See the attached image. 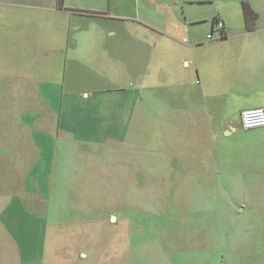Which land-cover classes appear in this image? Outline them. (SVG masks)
<instances>
[{"label":"crops","instance_id":"obj_1","mask_svg":"<svg viewBox=\"0 0 264 264\" xmlns=\"http://www.w3.org/2000/svg\"><path fill=\"white\" fill-rule=\"evenodd\" d=\"M22 4L45 11L56 26H45L43 37L31 30L13 45L12 62L26 64L27 84L16 83L11 93L28 92L32 98L14 108L28 121L7 114L3 105L0 109V264H100L92 229L52 233L43 228L52 216L66 223L97 222L79 212L78 195H61L53 184L55 169L61 157L82 155L83 141L123 137L137 113L140 124L145 122L150 94L162 112L160 126L173 128L174 144L182 149L178 157L204 152V158H219L206 171L213 180L234 167L263 166L264 126L257 132L242 129L239 115L246 108H264V0H241L243 16L253 26H226L216 18L221 30L185 26L186 15L172 0ZM115 21L139 26H106ZM133 28L138 37L133 38ZM7 88L0 86V96ZM200 129L206 134L202 142L195 137ZM228 145L232 153L225 155ZM242 147L246 161L239 159ZM245 184L244 190L264 191V176ZM62 206L64 212L58 210ZM109 219L112 229L118 220L114 214ZM236 223L254 234L249 219ZM194 242L195 249L209 245L201 237ZM216 245V253L191 264H264V247L254 241L239 252L228 251L221 238ZM108 246V264L130 261V241L126 244L121 229L109 233Z\"/></svg>","mask_w":264,"mask_h":264},{"label":"rangeland","instance_id":"obj_2","mask_svg":"<svg viewBox=\"0 0 264 264\" xmlns=\"http://www.w3.org/2000/svg\"><path fill=\"white\" fill-rule=\"evenodd\" d=\"M172 1L186 15L185 26H213L214 18L226 26H253V20L246 21L243 16L241 0ZM45 26H56L45 11L27 8L22 0H0V86L8 87L0 96V109L3 105V111L21 121H28V116L14 108L32 96L28 92L11 93L16 83L22 87L27 84L26 64L12 62L13 45L25 39L31 30L43 37L47 33ZM106 26L139 25L135 21H115ZM136 34L133 28V38L138 37ZM149 97L152 101L148 106L152 109L147 111L145 122L140 124L137 113V120L133 118L123 137L108 136L105 142L85 140L81 143L83 153L77 159L68 156L58 160L54 186L63 196L78 195L79 212L82 210L84 217L88 213L93 215L97 222L92 226L82 221L66 223L63 217L52 216L44 222V230L60 233L92 229L98 234L100 264L109 263V233L119 229L126 234V244L130 241V261L126 264H191L216 253L220 238L228 251L232 248L239 252V248L251 245L252 241L264 247V191L243 189L254 177L264 176V160L258 169L234 167L213 180L206 171L220 162L219 158H204V152L197 153L195 158L178 157L182 149L174 144L177 140L173 128L160 126L162 112L151 104L156 95ZM261 128L253 130L262 131ZM22 130L27 134L26 129ZM200 132L195 137L202 142L206 134L201 129ZM231 149L232 146H226L224 154H231ZM246 154L247 148L242 147L239 159ZM70 186H77V192L67 191ZM60 209L64 212L66 208ZM110 214L118 220L112 229ZM237 218L249 219L246 225L254 226V234L242 232ZM198 237L205 238L209 245L193 248Z\"/></svg>","mask_w":264,"mask_h":264},{"label":"built area","instance_id":"obj_3","mask_svg":"<svg viewBox=\"0 0 264 264\" xmlns=\"http://www.w3.org/2000/svg\"><path fill=\"white\" fill-rule=\"evenodd\" d=\"M217 29L222 28V25L217 22ZM211 34L207 35L210 38ZM240 127L242 129H254L264 126V108L263 107H252L241 110L240 115Z\"/></svg>","mask_w":264,"mask_h":264},{"label":"trees","instance_id":"obj_4","mask_svg":"<svg viewBox=\"0 0 264 264\" xmlns=\"http://www.w3.org/2000/svg\"><path fill=\"white\" fill-rule=\"evenodd\" d=\"M218 21L216 20V18H214L213 20H212V25L214 26V24H216Z\"/></svg>","mask_w":264,"mask_h":264}]
</instances>
